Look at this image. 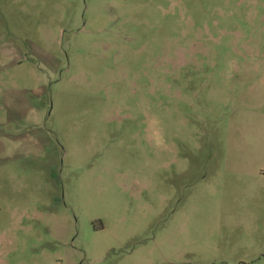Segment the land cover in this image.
Instances as JSON below:
<instances>
[{
    "label": "rangeland",
    "instance_id": "rangeland-1",
    "mask_svg": "<svg viewBox=\"0 0 264 264\" xmlns=\"http://www.w3.org/2000/svg\"><path fill=\"white\" fill-rule=\"evenodd\" d=\"M0 264H264V0H0Z\"/></svg>",
    "mask_w": 264,
    "mask_h": 264
}]
</instances>
